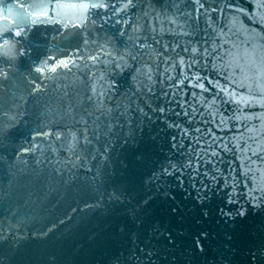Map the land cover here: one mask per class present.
Returning <instances> with one entry per match:
<instances>
[{
  "label": "water",
  "instance_id": "1",
  "mask_svg": "<svg viewBox=\"0 0 264 264\" xmlns=\"http://www.w3.org/2000/svg\"><path fill=\"white\" fill-rule=\"evenodd\" d=\"M228 4L264 16L0 0V264H264V107L176 84L184 56L188 78L264 98V25Z\"/></svg>",
  "mask_w": 264,
  "mask_h": 264
},
{
  "label": "snow or ice",
  "instance_id": "2",
  "mask_svg": "<svg viewBox=\"0 0 264 264\" xmlns=\"http://www.w3.org/2000/svg\"><path fill=\"white\" fill-rule=\"evenodd\" d=\"M93 6L105 7V8L108 7L107 4H103V3H98V4L93 5ZM204 7H205V5L203 3H200L197 5L198 9H203ZM227 7H228L229 11L236 13L239 17L249 16L250 18L255 19L258 23L264 25V16L257 15V13L254 9L250 11L248 8H245V7L240 6V5H235V4H228ZM215 10H216L215 8L208 9V11H211V12H215ZM235 22H236V18L234 17L233 20L230 21V23H235ZM239 27L242 30H245L246 32L248 31V26L244 25L242 20L239 22ZM251 31L255 32V29H251ZM217 48H221V45H217L215 42H213L211 45V49L215 50ZM185 53L190 54L191 56H195L197 58H199V57H201V55H203V57L206 58L203 62V66L205 68L207 67V61L209 59L213 60V62H214L213 67L217 66L215 64L216 58H215V56H213V51H211L208 46L204 47L203 53L200 52L199 45L191 46L190 49H185ZM218 54L219 53H217V55ZM178 64L180 66L181 73H184V74L181 76V79L176 80L177 85H180V84H183L186 82L188 85H190L194 88H199L202 92H208V88L206 87V83H205V80H206L207 85H211V86L215 87L219 92H223L224 98L226 100L234 103V104H243L245 106H257V105H259L261 107H264V98L257 99L254 96H246L243 93L237 94L230 87H225L224 85H222L220 83V81L212 80L209 77H205V78L201 79V72L198 70L192 72L190 74L191 78H188L189 74L185 73V71H184L185 66H187L188 68H198L200 65L199 59H189L186 62L185 57L180 56L178 58ZM197 81H199V82L197 83ZM234 83H235V81H233V84ZM193 95H195V93ZM213 102H215L217 104L220 103V101L217 100L215 97H213ZM213 115H215V113H213ZM221 116L223 117V119L220 121V123L217 126L224 127V128L228 127V124L224 122L225 120L235 121V120L241 119V117H239L238 115H233L230 117L224 116L223 112H221ZM237 127H239V125H237ZM221 146L225 150H227V145L222 144Z\"/></svg>",
  "mask_w": 264,
  "mask_h": 264
}]
</instances>
